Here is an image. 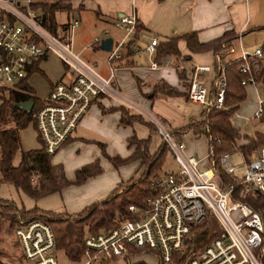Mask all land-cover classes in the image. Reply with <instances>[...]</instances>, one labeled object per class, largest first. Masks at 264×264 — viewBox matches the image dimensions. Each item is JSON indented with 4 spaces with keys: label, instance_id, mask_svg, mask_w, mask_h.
I'll list each match as a JSON object with an SVG mask.
<instances>
[{
    "label": "built area",
    "instance_id": "2783aa9c",
    "mask_svg": "<svg viewBox=\"0 0 264 264\" xmlns=\"http://www.w3.org/2000/svg\"><path fill=\"white\" fill-rule=\"evenodd\" d=\"M41 0H0V90L7 91L23 79L30 65L53 54L65 68L68 80L52 85L44 104L32 114L33 128L41 148L53 154L69 138L78 121L100 97H108L122 106L134 109L150 123L169 149L178 169L158 173L152 182L153 193L144 199L143 206L128 205L130 218L117 225L101 229L83 238L81 264H99L115 258L128 257L129 248L154 251L158 261L168 263L172 252L178 250L192 224L209 213L217 226L216 235L188 264H264V211L259 212L240 200L251 192L264 195V145L250 157L242 156V175H235L237 165L228 161L229 154L218 157L221 170L230 179L222 185L214 174V160L206 157V166L200 159L186 154L181 137L172 135L165 125L151 113L121 95L112 78L116 63L126 47L134 45L126 37L136 34L135 18L120 16L113 26L123 32L118 42H111L107 51L108 76H102L85 63L72 48V36L78 19L66 23L63 37L52 34L45 26L36 4ZM107 31H104V35ZM96 38L93 43H97ZM157 41L152 37L146 46L152 52ZM228 51H232L231 45ZM250 56L257 66L261 50L251 54L242 52L241 59ZM215 57L220 63L221 53ZM149 67L156 68L150 61ZM175 69L181 71L182 63ZM249 70L248 63L240 67ZM210 71L209 65L192 64L186 100L203 109H222L225 91L223 68L218 65L209 86L203 85L200 75ZM241 84H254L241 81ZM264 116V99H257L253 119ZM264 209V205H263ZM15 259L10 264H58L54 256V235L41 220H31L15 226L12 232Z\"/></svg>",
    "mask_w": 264,
    "mask_h": 264
},
{
    "label": "trees",
    "instance_id": "16d2710c",
    "mask_svg": "<svg viewBox=\"0 0 264 264\" xmlns=\"http://www.w3.org/2000/svg\"><path fill=\"white\" fill-rule=\"evenodd\" d=\"M36 6L42 13L47 29L52 34L63 37L68 21L64 24L58 23L55 20V13L71 11L70 0H41ZM78 8H81L80 4ZM257 29L264 31V26ZM135 30L136 32L141 30L139 23L135 24ZM234 38L235 36L230 31L203 43L197 40L194 32L179 37H169L156 43L155 59L163 56H178L177 41L179 39L184 41L185 47L192 53L210 51L214 55L221 53L224 57L229 52L228 47ZM260 50L261 57L257 59L256 67L252 65L250 56H246L245 60L238 59L228 63L222 61L223 57H221L218 65L223 68L225 77L223 108H209L206 116L202 119L190 120L179 129L169 131L176 137L188 132L195 136H204L208 145V156L214 160L213 172L220 179L222 185H227L230 179L218 164L220 154L239 152L244 158H248L255 149L264 145V133L254 132L251 136L241 134L230 121L231 116L246 97L245 85L241 84V81H248L251 78L253 81L264 84V41ZM245 62L248 63L249 70L241 72L240 67ZM182 77L186 79V75H182ZM188 86L189 80L186 90L181 92L163 81H158L152 86L150 98L157 95L186 97ZM6 94L7 96L0 100V184L11 185L27 197L37 200L71 184H82L86 179L102 172L98 160L94 159L75 169L73 179L68 180L62 165L52 164L50 161L52 154H47L41 147L21 151L18 163L13 165L12 158L16 150L19 149L18 131L29 124L33 126L32 114L44 104V100H38L34 96L24 79L18 81ZM27 101H32L29 112L19 106ZM115 109L111 107L108 110ZM117 109L120 111L118 120L120 125L138 122L146 125L150 131H155L154 127L144 121L140 115L129 114L123 107ZM259 120L264 122V116ZM126 143L127 147H132V150L125 158L117 155L108 156L103 147H101V153L113 168L138 162L137 169H141V172L136 178L132 177L124 185L117 186L104 199L92 203L80 213L71 216L44 211L37 207L17 208L11 200L0 198V220L7 219L11 226H19L31 220L45 222L53 232L54 249L61 251L67 260L79 263L82 260L83 238L86 235L95 234L101 229L113 227L119 222L129 219L128 205L143 206L144 199L153 193L152 182L160 171L166 152L169 151L167 146L161 142L151 154L148 149L149 137L138 139L132 135L127 138ZM240 200L256 211H264L263 194L254 191L241 197ZM210 217L209 213H205L199 222L192 224L189 233L183 238L181 247L172 252L169 262L158 261V264H188L216 235L217 229L213 235L209 234ZM3 223H0V226ZM144 250L147 249L129 248L128 255H136ZM0 264H7L2 256H0Z\"/></svg>",
    "mask_w": 264,
    "mask_h": 264
},
{
    "label": "crops",
    "instance_id": "0c3cea01",
    "mask_svg": "<svg viewBox=\"0 0 264 264\" xmlns=\"http://www.w3.org/2000/svg\"><path fill=\"white\" fill-rule=\"evenodd\" d=\"M79 4L81 5L80 9L78 8ZM70 8L71 11L68 13L64 12L66 14V22L69 19V14L72 16L74 14L73 12H76L78 16L80 14H90V25L92 26L90 31L100 30V32H103V35L105 30L108 31V33L113 31V23L120 16H133L136 23L140 24V31L136 32V34H134L132 37H126V41L129 42L128 46L131 43L134 45V49H131V47L125 48L121 59L116 63L112 81L120 93L124 94L126 98L136 103L143 110L157 117L165 125L168 131L177 130L180 127L186 125L190 120L197 121L202 119V107L198 104L188 102L186 97L182 96L165 97L163 95H157L153 98H150L152 86L158 81H163L167 85L183 92L186 90L188 85L192 64L195 63L199 65L210 66V71L200 75V79H204L207 74L212 75V73L216 72L218 60L210 51L203 53H192L188 51V49L185 47L184 41L179 39L177 41V49L179 52L178 56H163L161 58L155 59L154 46L153 51L147 54L148 62L141 64L136 62L134 59L135 54L139 51V47L136 44V40L139 37L145 38L146 40L149 39V41L152 37H155L158 43L160 40L169 37H179L181 35L194 32L196 34L197 40L203 43L211 41L221 36L223 33L230 31L233 33L235 38L230 42L232 51L228 52L223 57L222 61L225 63L241 59L242 51L250 52L251 49L247 46L248 42L251 45L253 44L252 49L254 50L256 49L257 43L264 41V31L257 29L264 26V0H70ZM107 35L104 36L107 37ZM73 37L77 40L76 43L75 40H73V50L79 54L85 52V45H87L90 40L82 43L78 39V36L77 38H75V35L72 36V38ZM99 43L100 41L97 43H91V49H98L106 53L107 51H103L99 48ZM49 58H55L59 61L55 55L48 54L33 62L30 65L25 77L23 78L25 83L31 88L34 96L38 100L43 99H40L36 93V89L34 90L32 82H30V76L38 74L40 78H43V80H45L48 85V92L54 83L59 81L65 82L68 80V75L66 74L65 68L60 61L59 62L61 66L58 64L56 69H48L47 66L44 65V62ZM105 59V55L99 56L98 59V72L102 76H108L109 74V67ZM150 61H154L156 63V68L152 69L149 67ZM178 62L182 63L183 69L181 71L184 72L175 69V66ZM182 75H186L187 80L183 78ZM247 85H262L264 87L263 83L256 81H254V84ZM254 89L256 90V88ZM242 102L239 104V107ZM254 102L255 100L251 101L252 109L256 105V102L255 104ZM94 103H97V107L100 109L101 113L111 112V110H108L111 107L116 108L115 110H112L117 113L116 115L112 114L113 121L116 122L120 117V111L117 108H125L119 102L108 97H100ZM94 103H92V105ZM125 109L129 112V114H138V112L134 109ZM97 114L98 111L94 108L90 112L85 113L80 119L78 125H76L71 132L67 141L60 148L73 145L76 139L83 140V137L79 136L80 134L78 135V133L75 132L88 128V126L96 118H98ZM141 117L147 122L143 116ZM236 118H239V116L236 115ZM255 120L257 121V124L262 125L263 128L260 130H255L254 132L264 133V122L260 121L259 119ZM136 124L139 125V123L133 122L128 126H132V128L134 126L136 131ZM126 128L127 126L123 130L116 129L120 131H118L115 138L121 140L124 138L127 140L128 137L134 135L138 139H145V134L143 135V131H140L139 134L137 133L135 135V131L132 130V134L129 135V132L126 130ZM147 130L150 131L148 127ZM20 131H18V133ZM33 136V144H26L24 138L18 137L19 149L16 150L14 154V156L17 154L18 157L16 162H14L13 156V165L18 163L21 151L41 147L37 137H35V133H33ZM181 136L184 139L190 137L195 140L201 137V135H192L190 132L182 134ZM161 142L162 139L159 145ZM205 142L207 150L206 155L204 154L203 157H208L209 153L206 139ZM157 147L149 152L152 154L157 149ZM131 150L132 147H127L124 153H119L121 155L120 157H127ZM187 152L192 155L193 149H189ZM203 161H205V163ZM51 163L55 164L57 162L51 161ZM200 165L206 166V158L200 159ZM137 168L138 162L127 163L119 166L118 168H111L110 165H108V167L105 169L102 167V172L100 174L86 179L82 184L64 187L58 193L54 192L35 200L37 202L34 203L33 206L32 203L29 202L25 206H22V208L31 209L33 207H37L44 211L63 213L71 216L76 215L92 203L104 199L115 188H117V186L124 185L123 182H121V178H132L135 173L139 171ZM1 185L6 187V190H8V188H12V192L16 197L18 195H25L11 185L0 184V186ZM26 202L27 201L25 200L22 201V203ZM17 205L19 204L17 203ZM17 207L20 208V206ZM2 222L4 223L2 226H0V229L3 231L1 235L4 233L6 235L9 229V224L5 220L1 221L0 223ZM0 241V245L2 246H5L7 243V240L2 242L1 239ZM128 259H130V256L128 258H124L123 260L130 264ZM118 260L119 258H115L112 259L111 262H117ZM66 261L68 263L74 264V262H71L67 259ZM102 263L104 264L106 261L99 264Z\"/></svg>",
    "mask_w": 264,
    "mask_h": 264
},
{
    "label": "rangeland",
    "instance_id": "374dc122",
    "mask_svg": "<svg viewBox=\"0 0 264 264\" xmlns=\"http://www.w3.org/2000/svg\"><path fill=\"white\" fill-rule=\"evenodd\" d=\"M73 13L74 14L72 16H70V14H69V19H68V20H70L71 18L78 19V24L74 29L73 36L75 35V38H77V36H78V39L82 43L90 40L87 43V45H85L86 46L85 52L80 53V54L77 53L76 51H74V52L77 53L79 55V57L85 63L90 65L95 72L100 74L98 72V59H99V56L105 55L106 56L105 60H106V63L108 64L107 52L105 53V52H102L101 50H98V49L92 50L90 47V44L93 43L94 38H96L98 41H100L101 39L105 38L106 36H104L103 32H100V30L99 31H90V29H92V26L90 25V17H91L90 14H80L78 16L76 14V12H73ZM55 20L60 24L66 22V14L64 12H56L55 13ZM83 27H84V31H83ZM112 29H113V31H111L109 33L107 31L108 35L107 34L106 35H107V37L111 38V41L118 42L123 37L122 36L123 32L118 31L114 27ZM248 37H250V36H248ZM73 40H75V43L77 42V40L74 39V37H73L72 38V48H73ZM148 43H149V39L146 40L145 38H142V37H139L136 40V44L139 47V49H138L139 51L135 54L136 58L134 57L136 62L141 63V64H145L148 62V55H147L148 50H146V46L148 45ZM247 46L250 47L251 51L250 52L249 51H242V52H244V54L249 55L252 53L253 44L251 45L248 42ZM261 47H262V42L256 44V48L261 49ZM44 63H45L44 65H46L48 69L49 68H52V69L55 68L56 69L58 64L61 66L60 62L55 58H49ZM108 72H109V70H108ZM212 76H213V73H212V75L207 74V76L204 77V79H202L204 86H206V87L209 86V82H210ZM30 82H32L34 90L36 89V93H37L38 97L40 99L44 100L48 94L47 93L48 92V85H47L46 81L43 80V78H40V76H38V74H34V75L30 76ZM254 88H256L257 91ZM245 93H246V97H245L244 101L242 102V104L240 105L238 110L231 116L230 121H231L232 126H234L239 131V133L246 134L247 136H251L255 130H260L263 128L262 125L257 124V121L251 117L254 110H255V107H256V105H255L253 107V109L251 108V101L255 100V102H256L257 99H261V100L264 99V87L262 85H256V86L255 85H246L245 86ZM120 94L124 95L122 93H120ZM6 96H7L6 92L0 90V100L2 98H5ZM255 102H254V104H255ZM97 106H98L97 103H94L92 106H90L88 108L86 113L90 112L94 108L95 110L98 111V114H97L98 118H96L88 126V128H85V129H82L78 132L77 131L75 132V133H78V135L80 134L79 136L83 137V140L76 139L74 141L73 145H68L66 147L64 146L63 148H59L54 152V154L51 155V161L57 162V163L62 165L65 177L68 180L73 179V173H74L75 169L92 162L94 159L98 160L99 166L100 167L102 166L103 169L107 168L108 165H110V167L113 168L112 165L110 164V162L107 160V158L104 155H102L101 147L104 148V152L108 156L117 155L120 157L121 155L119 153L125 152V149L127 148V143H126V140L124 138L122 140L115 138L118 131H120V130H116V129H122L123 130L127 126L126 130L129 132L128 133L129 135L132 134V130L135 131L134 126L132 128V126L120 125L118 121L117 122L113 121L112 114L116 115L117 114L116 112L111 111L108 113H105V112L101 113L100 109ZM202 114H203V111H202ZM236 115L239 116V118H236ZM79 121H78V123H79ZM78 123L76 125H78ZM140 124L141 123H139V125L136 124L137 130L134 132V134L136 135L137 133L139 134L140 131H143V135L145 134L144 138L149 137L148 148H149V151H152L159 145V143L161 141L160 135L156 131H148L146 125H144V124L140 125ZM32 127L33 126L31 124H29L25 127V129L21 130L18 133V137L24 138L26 141V144H29V143L33 144V141H34L33 133H35V131H33ZM181 135L182 134L178 135L177 137L182 138V140L186 144L187 150L193 149L192 155L195 158H197V159H205L206 158V156L203 157L204 154L206 155V150H207L205 138L203 136H201L195 140V139H192L190 137L184 139ZM35 137H36V133H35ZM24 145H25V143H24ZM187 150L185 152H186V154H189L187 152ZM17 157H18V155L16 154L13 158L14 162H16ZM228 161L231 165H237V167H238L234 171V174L235 175H242L243 167L241 166L242 156L240 155V153L239 152L231 153L229 155ZM203 162L205 163V161H203ZM177 169H178V167H177L176 163L174 162L171 153L169 151H167L164 158H163V162H162V165L160 167V171L158 173L176 172ZM140 172H141V169L135 173L133 178H136ZM128 180L129 179H127V178H125V179L121 178V182H123V184H125ZM69 186H76V185L71 184ZM3 187L4 186H2V185L0 186V198L11 200L16 207L20 206V208H22V206H25L29 202H31L32 206H33V204L37 202L35 200L30 199L29 197H27L25 195L24 196L18 195L16 197L12 192V188H8V190H6L5 189L6 187H4V188ZM24 200L27 202L22 203V201H24ZM17 203L19 205H17ZM4 220L8 222L9 229L7 232L8 234L6 233V235H5V233L3 235H1L3 231L0 229V237H2V238H0V240L2 239V242L4 240H7V243L6 244L4 243L5 246L0 245V256H2L5 263L10 264V262L12 263L13 260L15 259L14 258L15 254H16L15 247H17L14 245V243H15L14 237H12L13 236V234H12L13 228L15 226H11L10 222L7 219H1L0 222L4 221ZM216 229H217L216 223L210 217L209 234L213 235L214 232L216 231ZM7 235H8V237H7ZM54 254L57 257L58 264H71V263H68L66 261L64 255L62 254L61 251H59V250L54 251ZM129 256H130V259H128V262L130 264L139 263V262H142L143 264H158V259L155 256L153 251L144 250V251L139 252L136 255H128V257ZM123 259L124 258H119V260L117 262H111V260H108L104 264H128L127 261H124ZM81 263H82V261H80L79 263H76V264H81Z\"/></svg>",
    "mask_w": 264,
    "mask_h": 264
},
{
    "label": "water",
    "instance_id": "95a60500",
    "mask_svg": "<svg viewBox=\"0 0 264 264\" xmlns=\"http://www.w3.org/2000/svg\"><path fill=\"white\" fill-rule=\"evenodd\" d=\"M111 42L112 41L110 37L103 38L100 40L99 48L102 49L103 51H109L111 47ZM19 106L26 112H29V110L32 107V101L21 103L19 104Z\"/></svg>",
    "mask_w": 264,
    "mask_h": 264
}]
</instances>
